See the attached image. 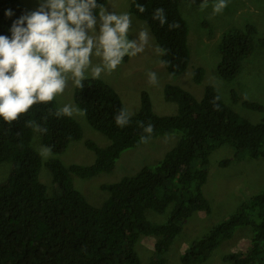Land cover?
I'll return each instance as SVG.
<instances>
[{
    "label": "trees",
    "instance_id": "trees-1",
    "mask_svg": "<svg viewBox=\"0 0 264 264\" xmlns=\"http://www.w3.org/2000/svg\"><path fill=\"white\" fill-rule=\"evenodd\" d=\"M108 1L96 0L97 7L91 9L94 19ZM183 1L132 0L130 4L131 13L149 26L161 48L162 62L172 75L183 73L191 59L189 26L181 11ZM189 1L195 5L205 3ZM137 5L145 11L141 13ZM159 8L164 9L163 25L153 19ZM8 10L14 15L8 17ZM36 10L27 8L22 0H0V35L11 39L13 22ZM256 33L253 24L223 33L218 64L221 77L233 80L242 72L244 61L255 50ZM204 77V68L197 67L195 82L201 83ZM164 96L178 103L176 114L156 113L150 94L143 91L141 108L133 115L105 80L95 76L80 80L74 100L90 125L109 137L110 144L99 146L86 140V146L96 153L95 161L89 165L67 166L60 158H51L47 166L59 190L53 194H48L40 179L43 159L33 146L34 135L38 132L45 146L54 154H62L71 142L82 139L80 122L72 115H63L56 98L33 105L15 121L0 117V162L12 164L8 177L0 183V264H145L137 250L143 236L156 237L154 255L148 264H171L166 255L184 224L197 212L213 211L204 192L212 153L230 144L238 158L264 156V105L243 102L245 107L263 113L261 121L255 123L228 106L210 84L201 99L176 84H167ZM233 96L237 101L235 91ZM118 119L123 123L118 124ZM149 126L153 128L151 133L146 131ZM174 132L181 137L158 163L119 182L103 184L109 197L100 206L92 204L75 187L73 174L89 178L112 172L126 150ZM228 162L224 160L223 164ZM169 208L165 221L149 218V210L165 214ZM241 228L252 231L249 246L225 255L224 260L232 264H264V190L192 241L181 256L182 262L207 261Z\"/></svg>",
    "mask_w": 264,
    "mask_h": 264
},
{
    "label": "rangeland",
    "instance_id": "rangeland-1",
    "mask_svg": "<svg viewBox=\"0 0 264 264\" xmlns=\"http://www.w3.org/2000/svg\"><path fill=\"white\" fill-rule=\"evenodd\" d=\"M131 1L109 0L103 10L105 14L130 15V27L125 39L129 43H134L136 47H143V51L133 56L130 53L134 49H129V54L122 58L116 69L110 70L103 59V49L99 45L102 20L98 15L93 28H85L86 34L94 43L89 63L82 70V77L77 78L72 72L62 73L65 89L55 98L59 107L63 109L68 106L72 110V116L82 125V139L71 142L64 153L57 155L51 150L46 151L49 148L42 143L38 132L34 135L33 146L43 159L40 179L47 186L48 194L59 191L54 183L53 173L47 166L51 158L58 157L67 166L75 163L89 165L95 161L96 153L86 146L85 141L93 140L99 146L110 144L109 137L90 125L74 100L76 80L95 76L96 68L100 69V74L95 77L113 86L129 113L133 115L141 108L143 91L150 94L156 113L170 115L178 112L179 105L165 99L164 88L167 84L180 85L198 99L203 97L205 87L210 84L217 88L224 102L243 117L255 123L260 122L263 117L262 112L245 107L243 102L248 100L264 105V45L261 44V40L264 39V0H227V7L221 13L213 12L216 0L207 3V7L203 9L202 4L195 5L189 0H184L181 3V11L189 26L191 59L188 68L180 75H172L166 69L161 59V48L149 26L131 13ZM22 2L29 9L44 7L45 10L51 11L48 7L49 0ZM248 24H253L257 28L255 50L244 61L242 72L235 79L226 80L218 72L221 60L219 45L223 33L231 29L245 28ZM141 32L147 33L146 43L141 41ZM197 67H203L205 70V77L201 83L194 80V70ZM233 91L238 95L237 101L234 99ZM180 137L181 134L178 132L160 135L145 144L130 148L121 155L112 172H101L89 178L73 174L74 185L92 204L100 206L109 197V193L101 187L103 184L119 182L145 166L155 165L177 144ZM224 160L229 162L223 164ZM11 167L10 162H0V183L6 180ZM208 171L209 177L204 185V192L212 204L213 211L211 214L197 212L184 224L183 230L175 238L166 255L171 264H185L181 256L192 241L201 238L214 225L228 218L245 200L264 190V156L258 159L238 158L230 144H225L212 153ZM170 210L171 208L165 214L149 210V218L163 222ZM251 237L250 228H241L232 240L218 247L207 261L194 264H232L224 260V256L231 252L246 250ZM155 242L156 237L143 236L137 245L145 264L153 258Z\"/></svg>",
    "mask_w": 264,
    "mask_h": 264
},
{
    "label": "clouds",
    "instance_id": "clouds-1",
    "mask_svg": "<svg viewBox=\"0 0 264 264\" xmlns=\"http://www.w3.org/2000/svg\"><path fill=\"white\" fill-rule=\"evenodd\" d=\"M48 7L50 12L41 7L15 20L9 29L11 39L0 35V117L4 121L17 120L37 103L53 101L65 89L62 73L72 72L80 78L89 63L94 42L86 34L85 25L92 29L96 23L91 12L97 7L96 0H49ZM137 7L141 13L145 11L144 7ZM205 7L207 0L201 5L202 9ZM226 7L227 0H216L213 12L221 13ZM5 14L14 15L11 10ZM99 15L102 20L99 45L107 67L114 70L129 54V49H134L130 53L134 56L142 52L143 47H136L125 39L130 27L128 13L105 14L101 6ZM153 19H159L163 25L166 22L164 9H157ZM140 38L146 43L147 33L141 32ZM99 74L100 69L96 68L94 75ZM76 85H80L79 79ZM62 113L71 116L72 110L65 106ZM117 123L123 121L118 119ZM146 131L151 133L152 126Z\"/></svg>",
    "mask_w": 264,
    "mask_h": 264
}]
</instances>
